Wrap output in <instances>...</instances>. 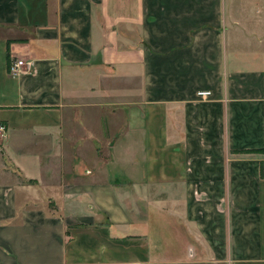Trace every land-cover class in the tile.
Returning a JSON list of instances; mask_svg holds the SVG:
<instances>
[{
    "label": "crops",
    "instance_id": "crops-1",
    "mask_svg": "<svg viewBox=\"0 0 264 264\" xmlns=\"http://www.w3.org/2000/svg\"><path fill=\"white\" fill-rule=\"evenodd\" d=\"M0 123V264H264V0H0Z\"/></svg>",
    "mask_w": 264,
    "mask_h": 264
},
{
    "label": "built area",
    "instance_id": "built-area-1",
    "mask_svg": "<svg viewBox=\"0 0 264 264\" xmlns=\"http://www.w3.org/2000/svg\"><path fill=\"white\" fill-rule=\"evenodd\" d=\"M30 69L31 63L21 58H17L9 64V71L12 76H19L23 73L30 72ZM208 93L209 91H199L200 95H207ZM5 131L6 126L0 123V135L4 136Z\"/></svg>",
    "mask_w": 264,
    "mask_h": 264
},
{
    "label": "trees",
    "instance_id": "trees-1",
    "mask_svg": "<svg viewBox=\"0 0 264 264\" xmlns=\"http://www.w3.org/2000/svg\"><path fill=\"white\" fill-rule=\"evenodd\" d=\"M259 152H262V153H264V149H260V150H259Z\"/></svg>",
    "mask_w": 264,
    "mask_h": 264
}]
</instances>
